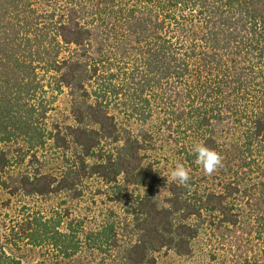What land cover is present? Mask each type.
<instances>
[{
    "label": "trees",
    "instance_id": "obj_1",
    "mask_svg": "<svg viewBox=\"0 0 264 264\" xmlns=\"http://www.w3.org/2000/svg\"><path fill=\"white\" fill-rule=\"evenodd\" d=\"M157 124L182 132L185 184L150 154ZM93 180L136 192L87 234L98 264H264V0H0V189L77 200ZM24 215L23 240L76 256L72 222ZM0 264L21 262L0 243Z\"/></svg>",
    "mask_w": 264,
    "mask_h": 264
},
{
    "label": "rangeland",
    "instance_id": "obj_2",
    "mask_svg": "<svg viewBox=\"0 0 264 264\" xmlns=\"http://www.w3.org/2000/svg\"><path fill=\"white\" fill-rule=\"evenodd\" d=\"M150 127L156 133L154 137L155 149L150 154L158 158L162 157L163 160L158 162L163 169L162 175L173 180L171 171L175 168L177 162L182 159L178 157L182 156L180 153H183V146L181 145L184 143L182 132L179 134V129L176 130L177 127L172 128V134L165 131L167 130L166 127L159 131V124L150 125ZM175 141H180V147ZM190 145L189 142L186 143V146L190 147ZM83 191L82 197L77 200L66 194L46 198L21 199L18 197L10 198L4 190L0 189V226L2 223L9 225V222L13 221L11 225L14 224L16 228L13 233L0 228V243L6 253L19 260L21 264L41 262L44 264H98L102 256L105 257V254L102 255L101 250L97 248L91 249L86 239L87 234L97 230L109 214H114V220L122 219L123 205L128 201H132L136 192L134 188H130L128 191L125 189L115 200L111 193L104 195L106 189L103 188L99 180L87 181ZM22 214H25V219H27L28 214H32V217L37 219L40 217L43 220L50 219V222L52 220L53 223L61 220L63 223L61 229L63 230L72 222V235H74L75 228L78 231V235L75 236V242L78 243L76 256L63 259L61 253L53 252L48 246L37 247L30 244L29 240H23L22 226L19 224L24 221ZM69 240L70 238L67 240V245L70 242ZM158 264H184V262L172 254L161 253Z\"/></svg>",
    "mask_w": 264,
    "mask_h": 264
},
{
    "label": "clouds",
    "instance_id": "obj_3",
    "mask_svg": "<svg viewBox=\"0 0 264 264\" xmlns=\"http://www.w3.org/2000/svg\"><path fill=\"white\" fill-rule=\"evenodd\" d=\"M196 154V163L202 165L205 174H212L222 164L221 156L203 144H196L193 148ZM171 178L180 184H185L189 180L188 170L181 164H177L171 171Z\"/></svg>",
    "mask_w": 264,
    "mask_h": 264
}]
</instances>
